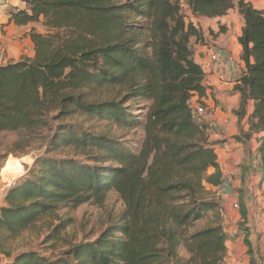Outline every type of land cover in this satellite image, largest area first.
Listing matches in <instances>:
<instances>
[{"label":"trees","instance_id":"1","mask_svg":"<svg viewBox=\"0 0 264 264\" xmlns=\"http://www.w3.org/2000/svg\"><path fill=\"white\" fill-rule=\"evenodd\" d=\"M24 1L8 23L29 28L33 52L1 59L0 138L16 135L15 155L48 147L2 197L0 262L225 264L229 223L216 195L218 143L193 117L192 98L207 91L192 48L200 30L182 14V0ZM187 3L195 18L222 17L234 7V0ZM239 10V116L250 100L254 106L249 131L241 127L235 138L251 157V137L264 133V10L243 0ZM105 95L119 102L90 101ZM97 118L110 131L141 128L144 136L98 144L90 127ZM255 158L264 181V136ZM112 193L122 207L108 214L107 232L96 244L72 243L57 210L102 208Z\"/></svg>","mask_w":264,"mask_h":264},{"label":"crops","instance_id":"2","mask_svg":"<svg viewBox=\"0 0 264 264\" xmlns=\"http://www.w3.org/2000/svg\"><path fill=\"white\" fill-rule=\"evenodd\" d=\"M239 1L234 0V7L222 17L213 19L201 17L199 19L201 22H208L207 27L211 28L206 29L204 26L201 29V33L205 40L203 43L198 41V44H195L203 53L201 54L200 51L196 53L195 51V58L203 65L205 71L204 85L207 91L205 96L200 97L196 94L192 99L194 102H205L212 105H217V101L220 100V106H217V119L207 122L212 127V132L207 135L208 141L218 143L216 144V150L222 176L229 175L228 181L231 199L223 196L220 198V201L227 222L241 220L242 222H246L245 225L248 228V230L244 232L240 231L237 234H233V227L229 228L227 239L228 254L225 264L228 262V257L234 262L243 261L244 264H250L251 259L255 257L256 263L262 261L264 264V242L261 237L264 231V217L259 218L254 214L255 209H264V181L262 180V172L254 165L256 149L264 133L260 132L251 137L249 151L252 156L250 157L246 147L235 136L240 133L241 127L244 131H249V119L253 112L254 101L250 100L247 104L245 115L243 117L239 116L238 111L241 99L240 93L236 89V84L219 81L208 64L209 53L213 50H222L231 57L232 74L239 76L245 67L241 59L242 47L239 43V37L244 27V18L239 10ZM243 1L250 3L256 9L264 10V0ZM0 7L10 8V12L16 8L6 0H4ZM17 7L21 8L23 6L19 5ZM8 19L9 16L0 19V24H6L5 29L13 30L16 28L22 30L23 32L19 36H23V44H20L14 38L10 42L7 54H4V56L7 55V57L17 59L23 54H32L33 44L26 31L23 30L27 27H17L14 23H8ZM234 19L236 20L235 23ZM233 24H235L236 29L231 34L232 31L230 29L233 28ZM220 26L225 32H220ZM229 31L230 33H228ZM207 36L209 40H207ZM208 43L210 44L207 45ZM214 172L215 168L209 169V174ZM208 187L210 188L209 185ZM3 195L4 193L0 194V206ZM233 201H237L242 205L241 211H239L240 209L234 210L232 206ZM235 230L238 231L237 229ZM0 264L2 263L0 262Z\"/></svg>","mask_w":264,"mask_h":264},{"label":"rangeland","instance_id":"3","mask_svg":"<svg viewBox=\"0 0 264 264\" xmlns=\"http://www.w3.org/2000/svg\"><path fill=\"white\" fill-rule=\"evenodd\" d=\"M6 1H9V3L12 6L16 7L14 8V10L19 8L17 7L19 5H22L23 7L26 6V2L24 0H6ZM3 2L4 0H0V6L3 4ZM182 14L187 19V21H190L192 18L195 20V22H197V27L200 30V34H199L198 40L193 39L192 48L194 49V51H196V53H198V51H200L201 49H198L195 44H198V41H201L202 43L204 42L205 38L203 34L201 33L202 32L201 29L204 26L206 27V29L208 28L211 29L210 27H207L209 23L206 21L201 22L199 20L200 18L189 16L190 11L188 8L187 0H182ZM9 15H10V8L2 7L0 9V19L6 18V16H9ZM235 21L236 20L234 19V23ZM33 26L40 29L41 31H45V29L38 23L34 24ZM5 27H6V24L4 23L0 24V62L4 54H7V49L10 45V42H12L14 38H16V41H18L20 44H23L22 42L23 36H19L23 32L22 30H18L16 28L13 30H10L8 28L5 29ZM235 29H236L235 24H233V28L230 29V31H232L231 34L234 33ZM23 30L26 31L27 33L29 31V28L27 27V28H24ZM206 31L208 32V30ZM230 31L228 33H230ZM220 32H225L222 30L221 26H220ZM206 38H208V36ZM207 40H209V38ZM209 44L210 43H208L207 45ZM200 52L201 54H203L202 51ZM102 100L107 101V102H119L118 100L111 97L110 95H105L102 98H90V101L92 103H96ZM60 109H61L60 107H56L53 110L52 112L53 117L60 112ZM53 117L51 118V121H52L54 128H56L57 123L54 121ZM109 124L110 123L108 121H101L98 118L91 123L90 127L93 129V132L97 135L98 144H105L109 142L110 140L115 139L116 136H121V135L122 136L125 135V138L127 139H130V138L141 139L144 136L143 130L141 128H138L136 130H132V129L126 130V129H120L116 125H113L112 126L113 130L110 131L107 128ZM15 139H16L15 134H6L0 138V194L6 192L5 185L11 182V181L8 182L5 179L6 178L5 172L3 171L8 163L18 161L22 166V170L20 174H18L13 179L15 182H17L21 180L22 178L26 177L31 172V170H33L35 159L38 156L43 155L47 151L48 146L46 144L42 148H37L33 150L31 153L24 154V155H15L14 153L10 152V149L12 148L10 143H12V141H14ZM100 155H101V152L98 149H96L95 150V160L92 163H90L89 166L93 167V166L98 165L99 164L98 156ZM121 207H122L121 200L118 198V196L115 193H112L105 207L100 208L95 205L85 204L79 207L78 209L72 211L70 214H68L67 212L63 210H57V217L59 218V223L65 224L66 232L72 243L77 242V243H83V244H88V243L96 244L98 240L108 230V226L106 224V219H107L108 214L110 213L116 214ZM241 209L239 211H241ZM227 223H229L228 228L233 227V234H237L240 231L244 232L245 230H248V228L245 225L246 222H242L241 220H237L236 222L232 220ZM234 228L237 229L238 231H236ZM38 251H41L40 247ZM85 251L86 252L88 251L86 247H85ZM180 252L182 255H186L185 249L183 247L180 249ZM227 264H244V263L243 261L234 262L233 260L230 259V257H228Z\"/></svg>","mask_w":264,"mask_h":264},{"label":"built area","instance_id":"4","mask_svg":"<svg viewBox=\"0 0 264 264\" xmlns=\"http://www.w3.org/2000/svg\"><path fill=\"white\" fill-rule=\"evenodd\" d=\"M208 63L217 77L221 82L234 83L236 85L240 84L238 76L231 73L232 60L230 56L221 50H213L208 55ZM219 101L217 105L209 104L205 102H194L192 99L193 106V117L194 121L204 130L205 134L208 135L212 132V127L208 125V121H213L217 119V106H220ZM255 167L259 170L260 164L257 159L254 160ZM261 170V169H260ZM229 175H223L219 184L216 186V195L218 199L225 196L228 199H231V194L229 193ZM11 181L9 184H6V190L14 183ZM234 209H239L240 204L237 201L232 202ZM254 214L259 217H264V209L258 208L254 210ZM262 240L264 242V231L261 234ZM257 264H263L262 261L257 262Z\"/></svg>","mask_w":264,"mask_h":264},{"label":"bare ground","instance_id":"5","mask_svg":"<svg viewBox=\"0 0 264 264\" xmlns=\"http://www.w3.org/2000/svg\"><path fill=\"white\" fill-rule=\"evenodd\" d=\"M21 170L22 166L18 161L8 163L3 170L5 172V179L8 182L12 181L18 174H20Z\"/></svg>","mask_w":264,"mask_h":264}]
</instances>
